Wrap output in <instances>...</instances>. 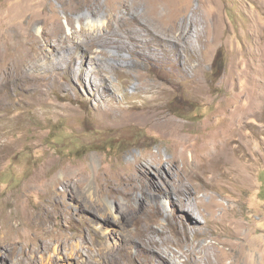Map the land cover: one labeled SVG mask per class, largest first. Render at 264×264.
I'll use <instances>...</instances> for the list:
<instances>
[{
	"label": "rangeland",
	"instance_id": "1",
	"mask_svg": "<svg viewBox=\"0 0 264 264\" xmlns=\"http://www.w3.org/2000/svg\"><path fill=\"white\" fill-rule=\"evenodd\" d=\"M116 4V0H0V223L7 218L17 226L21 220L16 211H22L29 227L21 224L24 233L16 235L20 251L28 241L26 234L36 238L41 233L40 242L33 240L29 250L41 245L44 250L37 259H25L28 263L170 264L149 243L161 238L156 231L166 224L165 218L149 224L150 211L133 198L110 195L104 178L117 160L124 166L134 164L144 152H160L166 160L180 146L172 136L145 124L104 125L99 108L112 104L106 98L100 101L89 81L130 77L124 90L132 92L140 78L178 73L185 65L189 76L212 82L203 98L182 94L168 101L167 115L184 125L186 143L195 140L194 145H200L203 126L248 121L240 132L247 149L237 150L249 179L225 197L241 206L242 239H219V264H264V0H191L179 20L183 35L162 19L154 28L150 23L154 17L143 16L141 0L131 10L119 5L117 18L111 16ZM165 4L159 1L157 10L163 11ZM219 11L227 41L209 50L198 36L207 38L210 19ZM133 13L141 15L129 22ZM141 22H148L156 35H149ZM192 52L195 57L184 63ZM170 59L177 61L175 68L168 64ZM118 92L122 98L123 92ZM251 106L255 114L243 119V110ZM190 149L187 159L193 165L196 155ZM151 174L153 178L155 173ZM88 186L94 189L92 198ZM15 198L23 203L18 208ZM100 200L102 208L97 205ZM160 202L163 212L173 215L170 200L162 197ZM78 203L89 209H78ZM44 229L50 232L43 234ZM8 234L0 230V235ZM70 237L76 241H68ZM212 256L215 261L216 254ZM184 260L178 258L179 264ZM8 261L23 264L15 254ZM0 264H5L1 256Z\"/></svg>",
	"mask_w": 264,
	"mask_h": 264
},
{
	"label": "bare ground",
	"instance_id": "2",
	"mask_svg": "<svg viewBox=\"0 0 264 264\" xmlns=\"http://www.w3.org/2000/svg\"><path fill=\"white\" fill-rule=\"evenodd\" d=\"M95 1L98 2V0ZM159 1L166 2L163 11L157 10ZM190 1L141 0L145 7L144 15H142L150 14L154 17L155 22H150L154 28L159 27L156 21L162 19L166 26L178 28L181 30L180 35H183L184 30L181 29L179 20L182 13L187 10ZM116 2L118 4L115 7L113 6L111 11V16L115 18H117L119 12V5L126 6L131 10L139 4V0H133L130 4H127V0H116ZM140 15L133 13L129 22ZM141 23L146 27L149 35H156V30L153 27L151 28L148 22ZM210 24L207 38L198 36V39L205 42L209 46L208 49L212 50L217 45L225 44L227 41L224 35L226 24L220 11L213 15ZM91 25L94 28L99 25V21ZM113 26H115V23L111 21V27ZM190 31L191 28L188 29V34H190ZM187 48L190 50L188 45ZM194 57L195 55L192 52L183 62H191ZM168 64L175 68L177 61L170 59ZM262 66L264 75V48ZM89 82L95 87L94 94L99 93L100 101L106 98L112 104L111 108H99L100 118L105 120V122L102 120L104 125L108 123L110 125L115 124L118 127H126L135 122L145 124L158 133L172 136L175 143L180 146L173 149L174 156L166 160L160 152H144L137 157L134 164L127 166L117 160V164L111 165L105 172V186L111 189V191L108 190L109 194L114 197L122 194L127 198L137 200L139 207H145L150 211L146 220L151 225L156 224L160 216L165 218L166 224L156 231L162 235L161 238L158 240L152 238L149 242L151 247L159 252L158 255L162 259L170 264H179L178 258L185 259V264H201L202 262L205 264H219L222 260L219 252V245L221 244L219 239L222 237L242 239L241 228L244 224L238 219L241 211L239 207L241 206L230 204V201L225 197L227 194L234 193L233 188H239L236 186L246 183L249 179V173L241 167L240 151L237 150L239 147L245 151L247 149L240 132L242 127L248 124V121L241 120L242 123H240L232 120L228 127L223 124L212 125L214 126L213 129H211L212 126H203V132L199 135L200 142L201 140L203 142L200 145H194L196 144L195 140L192 141L194 144L186 143L187 133L184 130V125L167 115L168 101L172 97L182 94H186L191 99L203 98L208 89L211 88L212 82L203 79L202 76H189L185 65L181 66L178 73H156L153 78H140L139 82L134 84L132 92H128L127 89L124 90L126 83L132 82L130 77L109 79V77L102 76L91 79ZM262 88L264 90V84ZM119 90L123 92L122 98L118 95ZM129 98H135L136 100H130ZM261 104L264 106V94L262 95ZM72 109L75 110V108ZM117 109L122 111L117 113ZM243 111V119L250 118L255 114L253 106L250 109L247 107ZM262 131L264 132V126ZM233 142L237 145L235 144V146ZM192 147L197 156H194L193 165L187 159V151L191 150ZM151 173H155L153 178H150ZM84 175H87L86 170H84ZM212 192H217V195L226 199L227 203L217 198V195ZM87 193L91 198L94 196L92 186H88ZM209 194L212 197L207 201L206 196ZM45 195L49 196L50 192L46 191ZM240 196L243 198L242 194ZM162 197L170 200L173 215L169 213L166 215L163 212L160 202ZM75 200L77 201L78 198L76 197ZM87 202L93 207L90 201L87 200ZM13 203L15 208L23 204L16 198ZM79 205L78 209H89L85 204ZM97 205L102 208L103 201L100 200ZM107 207L111 210L113 204L107 202ZM16 212V219L21 220L20 224L14 226L12 219L7 218H4L0 223L2 225L0 230L9 232L7 236L0 235L2 241L0 243V256L5 260V264H8V259L12 254L17 256L18 262L37 264V261L28 263V260L25 259H37L39 253L44 250L43 245L39 248L36 247L38 249L29 250L33 240L40 242L41 233H38L36 238L25 233L28 241L21 251L18 250L16 235L24 233L21 231L20 225L26 224L22 220V211ZM49 232L48 229H44L43 234ZM68 241H76V238L70 237ZM59 243H61L60 240ZM227 243L231 244L232 239H227ZM9 244L12 245L11 248ZM76 245L79 246L80 243L77 242ZM175 247L179 250L176 251ZM171 250H173L174 255L171 254ZM213 254H216L217 257L215 261L212 259Z\"/></svg>",
	"mask_w": 264,
	"mask_h": 264
}]
</instances>
